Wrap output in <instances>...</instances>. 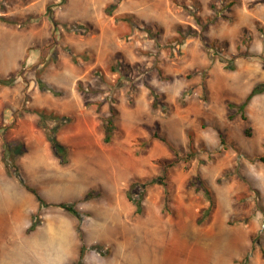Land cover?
I'll return each instance as SVG.
<instances>
[{
  "label": "rangeland",
  "instance_id": "374dc122",
  "mask_svg": "<svg viewBox=\"0 0 264 264\" xmlns=\"http://www.w3.org/2000/svg\"><path fill=\"white\" fill-rule=\"evenodd\" d=\"M0 16V77L17 76L0 87V264H77L82 246L83 264H264V93L248 123L229 108L264 86V0H0ZM17 143L40 211L7 172Z\"/></svg>",
  "mask_w": 264,
  "mask_h": 264
},
{
  "label": "trees",
  "instance_id": "16d2710c",
  "mask_svg": "<svg viewBox=\"0 0 264 264\" xmlns=\"http://www.w3.org/2000/svg\"><path fill=\"white\" fill-rule=\"evenodd\" d=\"M0 19L4 22H13L10 21L8 18H5L4 16H0ZM15 23V22H13ZM17 81V76L15 75H10L7 78H2L0 77V87H9L12 86L16 83ZM152 95L155 97L154 100V104L153 107L154 108H158L159 105V100H158V95L157 93L152 90L151 91ZM264 93V86H256L255 88H253V90L250 92V94L247 96L246 100L244 101V103H242L240 106L234 105L233 103L229 104V108H237L238 109V113L241 115V118L248 123V118L245 114V109L246 107L249 105V103L252 101V99L260 94ZM233 117V116H232ZM40 118H41V126L43 128H46L47 130V139L50 143L51 149L53 154L55 155V157L59 160L61 165H65L68 162V156H69V151L68 148L65 147L64 145H62L58 138H57V133H58V125L60 124V122L62 121L60 118H55L57 120V124L53 129H50L46 126L45 122L47 121L48 117H47V113L45 111L40 112ZM115 114L114 111L111 112L110 117H107L104 119V129H105V143H110L113 139L114 133L116 131V125H115ZM246 135L250 134V130L249 128H247L245 130ZM26 153V149L25 146L22 143H17V144H7L6 145V153H5V165L7 168V172L8 174L14 176L19 184L21 185L22 188L28 190L29 192L33 193L39 203V211L42 210L45 206H47L46 202L44 201L43 197L34 189H32L24 180V178L21 176L20 170L16 164L17 158L23 156ZM262 162H264V158L261 159ZM164 178H160L158 180L152 181L150 183H163ZM164 186H166V184H163ZM136 189H138V185L133 184L131 187L132 191H135ZM140 189V188H139ZM96 194H87L85 197V200H90L92 199ZM142 195V194H141ZM130 201H134L132 196H128ZM141 200V199H140ZM139 202L136 204L137 205V209L140 212L141 210V203ZM58 207L66 210L67 212H69L71 215H73L74 217H76L78 220H80V222H82L83 220V214L77 209L75 204H60L58 205ZM37 224L33 223L31 225V227L29 228V231H34L37 228ZM79 233H81V229L79 228ZM86 251V247L82 246L81 250H80V255H79V261L77 264H83V258H84V254Z\"/></svg>",
  "mask_w": 264,
  "mask_h": 264
}]
</instances>
